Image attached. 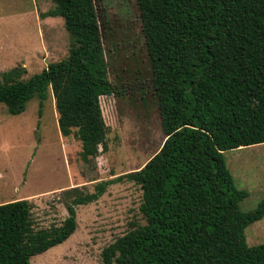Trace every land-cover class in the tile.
Segmentation results:
<instances>
[{
    "label": "trees",
    "instance_id": "16d2710c",
    "mask_svg": "<svg viewBox=\"0 0 264 264\" xmlns=\"http://www.w3.org/2000/svg\"><path fill=\"white\" fill-rule=\"evenodd\" d=\"M72 38L66 58L28 78L16 66L0 73V103L10 113L50 90L58 128L83 127L85 163L105 148L99 97L117 90L107 76L95 0H52ZM165 139L141 168L124 176L140 186L144 220L101 251L103 264H264V242L249 246L246 227L264 216L249 209L224 152L264 143V0H136ZM116 90V91H115ZM85 147V149H86ZM84 149V150H85ZM123 175L78 186L59 226L35 227L31 203L0 204V264H30L65 241L76 209L96 201Z\"/></svg>",
    "mask_w": 264,
    "mask_h": 264
},
{
    "label": "rangeland",
    "instance_id": "374dc122",
    "mask_svg": "<svg viewBox=\"0 0 264 264\" xmlns=\"http://www.w3.org/2000/svg\"><path fill=\"white\" fill-rule=\"evenodd\" d=\"M95 5L107 76L117 90L99 97L105 148L83 161V127L61 134L50 90L45 99L30 98L17 114L0 103V204L28 199L35 227L59 226L72 199L66 189L92 192L97 181L123 176L96 201L77 205L75 231L30 264H103L102 249L144 222L140 186L124 174L141 168L165 139L137 1ZM53 8L52 0H0V73L22 66L28 78L68 56L72 38L63 18L44 15ZM224 158L236 186L248 193L241 209L255 207L264 198V143L226 150ZM245 236L249 246L264 242V216L246 227Z\"/></svg>",
    "mask_w": 264,
    "mask_h": 264
}]
</instances>
